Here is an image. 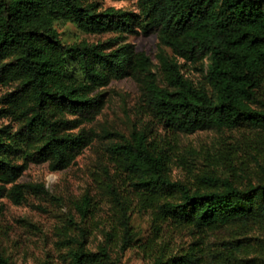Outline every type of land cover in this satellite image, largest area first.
Listing matches in <instances>:
<instances>
[{"label": "trees", "instance_id": "16d2710c", "mask_svg": "<svg viewBox=\"0 0 264 264\" xmlns=\"http://www.w3.org/2000/svg\"><path fill=\"white\" fill-rule=\"evenodd\" d=\"M101 1L0 0V84L14 85L0 98V116L15 124L0 128V198L18 205L26 189L43 191L16 183L28 164L47 163L55 172L70 166L93 140L80 128L103 107V96L93 92L124 78L138 85L145 114L167 133L243 130L264 174V0H135L133 11ZM61 24L113 37L67 43L57 32ZM150 33L164 85L150 58L126 41ZM180 61L198 66L206 85L183 76ZM164 148L141 129L108 149L116 171L139 192L155 233L195 232L178 249L147 241L149 264H264V177L237 186L205 172L187 186L169 179L172 155ZM88 208L83 196L76 205L81 219ZM120 226L124 251L137 236L125 218ZM220 230L225 236L210 240ZM77 231L61 241L70 264H119L113 232L91 250L87 231ZM0 264L14 263L0 253Z\"/></svg>", "mask_w": 264, "mask_h": 264}, {"label": "rangeland", "instance_id": "374dc122", "mask_svg": "<svg viewBox=\"0 0 264 264\" xmlns=\"http://www.w3.org/2000/svg\"><path fill=\"white\" fill-rule=\"evenodd\" d=\"M101 3L127 11L136 8L135 0H103ZM56 28L67 43L81 40L101 43L113 37L110 34L86 35L70 24ZM126 41L150 58L158 82L164 85L155 57L156 35H129ZM179 63L183 76L196 85H206L198 66ZM13 87L0 84V98ZM93 94L103 96V107L92 122L80 126L92 135V142L66 169L55 172L47 163L28 164L16 183L38 185L43 191L26 189L24 200L18 205L7 196L0 198V253L14 264H70L61 241L67 235L78 233V227L87 231V247L91 250L102 242L104 233L113 232V255L118 256L119 264H149V255L145 252L147 241L165 242L176 249L191 242L195 236L191 229L155 233L150 212L142 207L139 192L134 191L125 176L113 166L109 147L120 143L132 130L144 129L147 134L164 141V150L172 155L168 163V177L172 181L192 186L196 184L197 175L207 172L220 178L228 176L237 186H244L264 177L258 166L259 150L255 143L247 140L250 136L242 134L243 130L167 133L145 114L139 87L130 78L112 80ZM2 107L0 104V109ZM6 125L15 128L11 119L0 116V128ZM83 196L89 199L84 220L76 211ZM121 218L127 220L137 236L132 246L124 251L118 249ZM224 236L223 230L209 233L210 240Z\"/></svg>", "mask_w": 264, "mask_h": 264}]
</instances>
